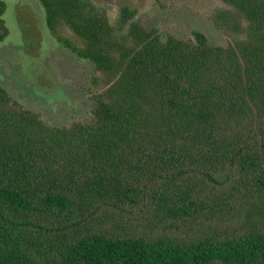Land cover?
Instances as JSON below:
<instances>
[{
    "label": "trees",
    "instance_id": "16d2710c",
    "mask_svg": "<svg viewBox=\"0 0 264 264\" xmlns=\"http://www.w3.org/2000/svg\"><path fill=\"white\" fill-rule=\"evenodd\" d=\"M218 1L222 45L38 0L91 109L51 125L0 85V264H264V0Z\"/></svg>",
    "mask_w": 264,
    "mask_h": 264
},
{
    "label": "rangeland",
    "instance_id": "374dc122",
    "mask_svg": "<svg viewBox=\"0 0 264 264\" xmlns=\"http://www.w3.org/2000/svg\"><path fill=\"white\" fill-rule=\"evenodd\" d=\"M8 35L0 43V85L26 109L51 125L67 126L90 114L93 65L77 58L51 37L38 0H1ZM108 6L113 19L122 6L138 11L147 29L178 39L202 32L211 43L225 38L209 19L218 0H92Z\"/></svg>",
    "mask_w": 264,
    "mask_h": 264
}]
</instances>
